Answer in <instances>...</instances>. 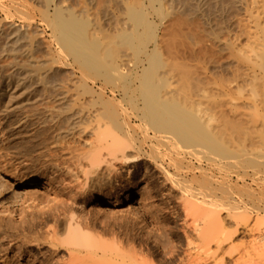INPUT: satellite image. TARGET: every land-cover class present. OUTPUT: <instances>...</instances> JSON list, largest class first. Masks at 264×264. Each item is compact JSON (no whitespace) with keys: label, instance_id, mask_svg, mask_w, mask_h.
<instances>
[{"label":"bare ground","instance_id":"bare-ground-1","mask_svg":"<svg viewBox=\"0 0 264 264\" xmlns=\"http://www.w3.org/2000/svg\"><path fill=\"white\" fill-rule=\"evenodd\" d=\"M114 1L0 0V264H264V0H120L117 31ZM142 161L181 253L133 212Z\"/></svg>","mask_w":264,"mask_h":264},{"label":"rangeland","instance_id":"rangeland-1","mask_svg":"<svg viewBox=\"0 0 264 264\" xmlns=\"http://www.w3.org/2000/svg\"><path fill=\"white\" fill-rule=\"evenodd\" d=\"M21 1H23V0H21ZM87 1L86 0H82V1L81 0H78V1L72 0L71 3L69 2V4L68 3L65 4L64 8L69 6V7L74 8L73 10H76V11L83 9L84 7L87 10L89 8L90 12L88 11L89 12L88 13V15H89L88 19L89 20H95V18L97 16V15H95L96 14L95 12L97 11V8H99L98 2H97V0H90V1L87 0ZM123 1L124 2L127 1L128 4L129 3L131 4L133 1L135 2V0H123ZM117 2H118V0H115L113 2V7L115 8L114 9L115 13H114V17H112V19L114 18L116 20V18H115V16H116L117 18L119 17V21L117 20L118 23H116V21L113 19V21H115L114 23H116L113 26L115 30L112 27L113 31H117V29L124 27L123 24L125 25V22H126L125 21L122 24V21L125 20V17H123L124 15L122 16V14L118 13L117 11H121L124 14L125 6H126L127 2L126 3L122 2L123 4H125L124 8H122L123 4L120 2V0H119V2L121 4L118 2L119 3L118 5H120V6L117 5ZM115 3L117 6H115ZM116 7H118V8L116 9ZM119 7L121 8V10L119 9ZM95 8H96V10H95ZM122 10H124V12ZM97 18H100V16L98 15ZM38 26H40L39 20L37 21V25H36L37 29H38ZM41 29H43V28H41ZM111 30H108V31H110V33L112 34ZM126 52H127V54L125 52L124 53L127 56H130L129 57L130 59L126 56L129 60L127 58H125V56H124L125 54L124 55L122 54L123 52L121 54L123 55L124 58H121V56H120V58L118 59V63L119 64L122 63L121 65L124 66V69H123V66H121L123 72H125V70L127 69V65L129 66L132 64V60H133L131 58L132 57L131 56L132 54H130L131 52L129 54H128L129 51H126ZM190 83H193V82L190 81ZM191 85H193V84H191ZM192 93H193V91H192ZM192 99L194 101L197 98L195 96H192ZM6 130H7V128H4V130L2 129V121H0V137L3 133L6 132ZM1 144L2 143L0 142V145ZM138 169H137L138 171L136 172L135 180H134V183H135L134 187H136L137 190L135 189L136 191L135 190L133 191V194L131 195V199H130L131 200V206L135 209L134 210H133V208H131V209L133 210V212L139 213L138 215L141 217V220L140 219L139 220L144 225H146L148 227L147 232L150 230L151 232L150 231L149 232H150L151 236H155L154 233H156V237L160 236L161 234H159L157 232L161 229L160 230V231H162L161 232L162 235L160 237L161 240L166 241L167 236L170 237V239L173 240L172 242L176 246L177 251L179 253H181L186 246V241H185V236L183 235L184 214H183V209H182L183 202L180 201L181 200L180 189H175V188L172 189L170 182L166 181L164 176L157 169H155L154 166L149 162H145V161L139 162L138 163ZM171 173H173V170H171ZM186 179L190 180L189 178H186ZM193 182L195 183L198 181H193ZM193 182L191 185L192 186L195 185L194 187L198 188L196 183L194 184ZM6 183H7V179L0 174V185L2 187L1 190L4 191L5 194H6V192H7V194H12V193H10L11 191L8 189L11 186V183L10 184H8V183L6 184ZM6 189H8V190L6 191ZM21 191H23V189L19 188L18 192H21ZM40 191L43 192V190H40ZM218 195H219V193H218ZM181 202H182V205H181ZM18 203H20V202H17V204ZM5 204H7L8 206H12V207L16 206L17 207V204L14 202H11V201L8 203H5ZM150 207H152V208H150ZM109 208H113V207L110 206ZM125 208L126 207L124 205H119V207H118L119 213L117 212V214H119V215L117 216V214L115 213L116 216L121 218V216L123 214L125 215V210H126ZM123 210H124V212H123ZM132 210H131V212H132ZM106 211H108V210L104 209V213L109 214L110 211L109 212H106ZM157 217H160L159 220L157 219ZM161 218H162V221L164 220L163 223L161 221ZM142 219H143V221H142ZM157 221L159 224L162 223L161 225L163 226L159 230H158L159 227H157V226H160V225H157ZM160 221H161V223H160ZM154 225L156 228L154 227ZM241 227L238 228V232L242 231L241 232L242 234L239 235L240 232L237 233V235H235L236 237H234L233 243L236 242V244L239 247H242V245H244L243 247L248 249V247H250V245L255 243V241L253 240L254 238H251L252 237L251 235L245 234L246 232L244 231V228L242 229ZM156 229H157V231H156ZM232 229H234L233 225H230L229 230L232 231ZM163 230L165 232H163ZM169 231H170V233H169ZM243 232H245V233L243 234ZM164 233H166L167 236ZM236 244H234V245L237 246ZM149 246L152 247V244H149ZM152 249L153 250H151V251L154 254V256L159 259L160 258V256L158 255L159 249H157V248H155L156 250L154 248H152ZM39 251H40V253H37V256L39 258H41L42 253H47L48 248H47V246L43 245V246H41Z\"/></svg>","mask_w":264,"mask_h":264}]
</instances>
